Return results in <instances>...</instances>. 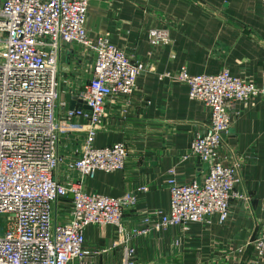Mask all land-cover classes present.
I'll use <instances>...</instances> for the list:
<instances>
[{"label": "built area", "instance_id": "1", "mask_svg": "<svg viewBox=\"0 0 264 264\" xmlns=\"http://www.w3.org/2000/svg\"><path fill=\"white\" fill-rule=\"evenodd\" d=\"M260 3L264 11V0ZM86 5V0H0V264H89L90 249L84 246L83 236V227L89 223L114 224L111 245L123 243L119 264H137L128 238L146 227L128 231L120 222L124 206L135 202L134 192L114 196L86 191L82 182L95 170L123 166L126 148L122 141L94 146L92 137L106 100L124 97L121 111L125 113L135 76L151 68L105 35L89 38ZM147 37L152 43L168 40L157 27L148 28ZM60 42H77L93 52L91 76L72 91L86 109L75 104L62 113L68 125L61 126L81 125L85 132L79 150L64 160L71 175L64 182L53 175L63 160L56 150L61 131L56 115ZM164 75L184 82L188 97L208 108L205 125L193 132L187 147L188 153L205 164V172L199 180L181 182L169 167L165 178L168 208L153 211L155 219L149 222L144 216L141 223H149L154 230L174 225L186 228L192 221H209L212 214L222 223L230 199L243 195L235 188L238 161H224L220 156L221 133L237 115V104L264 93V80L243 79L226 66L211 73H190L180 65L159 73ZM74 115H81L84 123H69ZM67 193H71L68 217H53V206ZM227 257L232 264H264V217L257 232L233 246Z\"/></svg>", "mask_w": 264, "mask_h": 264}, {"label": "crops", "instance_id": "2", "mask_svg": "<svg viewBox=\"0 0 264 264\" xmlns=\"http://www.w3.org/2000/svg\"><path fill=\"white\" fill-rule=\"evenodd\" d=\"M86 1L88 37L107 36L151 69L135 76L125 113L121 111L124 97L106 100L91 143L122 141L124 163L111 171L95 170L92 177L83 180V189L114 196L134 192L135 202L124 206L120 222L128 231L146 227L128 238L137 264H232L228 251L255 234L264 217V93L250 96L244 105L237 104V115L221 133L220 156L224 161H238L235 188L243 195L230 199L225 221L219 223L212 214L209 221H192L186 228L174 225L154 230L141 219L146 216L151 222L153 211L167 210L165 178L169 167L181 182L199 180L205 172V164L188 153L187 147L193 132L205 125L208 108L188 97L184 82L159 73L180 65L190 73H211L226 66L231 73L260 83L264 80V11L260 0ZM150 27L164 31L168 40L150 42ZM92 60L93 52L80 43L60 42L56 63L60 126L68 125L62 113L75 105L69 97L91 76ZM69 121L83 124L85 119L74 115ZM63 126L56 148L63 160L53 171L62 182L71 176L64 160L79 150L85 133L81 125ZM140 185L145 190H137ZM70 197L67 193L56 201L53 217H68ZM115 229L110 223L83 227L89 264H119L123 243L111 245Z\"/></svg>", "mask_w": 264, "mask_h": 264}, {"label": "water", "instance_id": "3", "mask_svg": "<svg viewBox=\"0 0 264 264\" xmlns=\"http://www.w3.org/2000/svg\"><path fill=\"white\" fill-rule=\"evenodd\" d=\"M67 97H69V96L67 95ZM69 98H71V100H73L76 105H80V106L86 108V106L83 103H81L78 99H76L74 95L70 96ZM70 107H72V106H70ZM69 194L71 195V193H69Z\"/></svg>", "mask_w": 264, "mask_h": 264}]
</instances>
